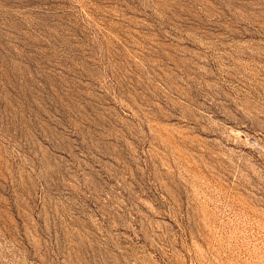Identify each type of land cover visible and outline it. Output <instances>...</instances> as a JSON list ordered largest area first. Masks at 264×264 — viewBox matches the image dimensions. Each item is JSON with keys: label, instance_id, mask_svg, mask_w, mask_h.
I'll return each instance as SVG.
<instances>
[{"label": "rangeland", "instance_id": "obj_1", "mask_svg": "<svg viewBox=\"0 0 264 264\" xmlns=\"http://www.w3.org/2000/svg\"><path fill=\"white\" fill-rule=\"evenodd\" d=\"M0 264H264V0H0Z\"/></svg>", "mask_w": 264, "mask_h": 264}]
</instances>
